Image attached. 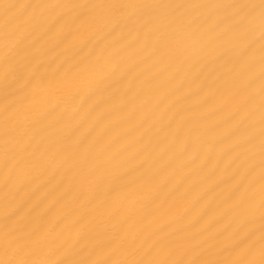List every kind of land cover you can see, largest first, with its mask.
Wrapping results in <instances>:
<instances>
[{
    "label": "bare ground",
    "instance_id": "obj_1",
    "mask_svg": "<svg viewBox=\"0 0 264 264\" xmlns=\"http://www.w3.org/2000/svg\"><path fill=\"white\" fill-rule=\"evenodd\" d=\"M0 264H264L261 0H0Z\"/></svg>",
    "mask_w": 264,
    "mask_h": 264
},
{
    "label": "snow or ice",
    "instance_id": "obj_2",
    "mask_svg": "<svg viewBox=\"0 0 264 264\" xmlns=\"http://www.w3.org/2000/svg\"><path fill=\"white\" fill-rule=\"evenodd\" d=\"M262 7H264V0H261Z\"/></svg>",
    "mask_w": 264,
    "mask_h": 264
}]
</instances>
